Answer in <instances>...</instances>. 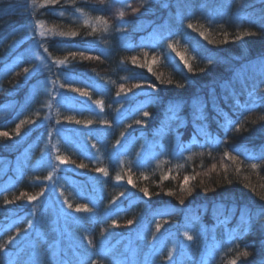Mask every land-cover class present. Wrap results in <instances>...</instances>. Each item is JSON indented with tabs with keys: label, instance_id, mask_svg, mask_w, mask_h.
<instances>
[{
	"label": "trees",
	"instance_id": "16d2710c",
	"mask_svg": "<svg viewBox=\"0 0 264 264\" xmlns=\"http://www.w3.org/2000/svg\"><path fill=\"white\" fill-rule=\"evenodd\" d=\"M35 1L45 5L0 16V108L22 104L47 75L64 87L63 94L56 85L37 89L22 120L23 111L0 110V133L8 134L0 135V174L9 162L0 177V264H25L29 256L30 264H54L55 253L59 264H110L112 247L156 220L169 236L189 231L191 220L222 228L230 247L213 264H264V73L253 71L264 60V17L246 19L264 0L236 1L215 25L190 15L196 2L211 0ZM159 19L170 29L153 46V26L145 24ZM37 20L51 32L41 48L52 72H32L27 58L4 69L31 42L19 44L16 31ZM9 177L14 185L4 192ZM54 228L69 253L53 251ZM182 251L183 264H198V247Z\"/></svg>",
	"mask_w": 264,
	"mask_h": 264
},
{
	"label": "rangeland",
	"instance_id": "374dc122",
	"mask_svg": "<svg viewBox=\"0 0 264 264\" xmlns=\"http://www.w3.org/2000/svg\"><path fill=\"white\" fill-rule=\"evenodd\" d=\"M236 1L238 0H211L209 4L205 6H203L202 3L201 5L198 1L199 3L196 2V4L191 7V14H189L193 17L198 16L206 18L210 23L215 25L231 14V8ZM258 2L260 3V0H258ZM254 4L256 3H249L246 7L254 6ZM41 5H45V3L35 1V4H33V0H0V16L11 12H34L35 10L41 8ZM242 10L239 12L242 13ZM234 13L235 15L238 14H236V11H234ZM252 14H254L256 18L264 17V6L260 8L253 7L251 11L247 12V16ZM247 16L246 19H249V16ZM37 22L40 23V27H37ZM159 22L160 19L156 23L148 22L145 24L146 26H153L149 43L153 46H159L164 39V34H167V31L170 29L164 27ZM41 32H43L44 35H40ZM50 33L51 32L41 20L31 22L25 27L18 29L16 31L18 43L21 44L22 42L28 40L31 42L29 43V46L22 52H19L13 58L12 62L8 63L4 69H14V67L21 63L23 59L27 58L34 60V65L31 69L32 72L36 70H42L48 73L52 72L53 69L51 67V61L43 54L41 48L44 39L50 35ZM253 71H261L264 73V60L255 63L253 65ZM55 85L56 84L53 82L52 76L47 75L44 79L36 81L31 86L27 98L22 104L18 105L17 102L5 104V106L0 108V110L3 113L8 114L14 112V117H17L20 112L23 111V115L20 117L22 120L26 117V113L29 109V107H26L28 100L33 99L29 103V105L32 106L37 99V96H34L35 91L43 87H47V90L50 91L51 86ZM56 87L57 88L55 89L57 92L63 94L59 84H57ZM31 129L32 126L29 130H27V132L31 131ZM64 143H66V146L72 150L76 149L78 145L76 138L72 137L71 133L68 132H64ZM23 160L24 157L22 152L13 167L19 170L20 164ZM11 163H13V161H11ZM8 165L9 162L2 165V173L0 174V177L3 176V172L8 168ZM1 185L4 187V192L9 191L13 188L14 180L9 177ZM75 189L72 187L70 188V191L74 195H77V193L74 192ZM52 208L53 207L48 208L46 210L47 212L43 213V216L50 217L52 215ZM63 219H65L64 213L60 221L64 227H66L67 225L64 224L66 222ZM157 222L158 221L156 220L150 223L149 226L148 224H144L142 227L133 228L131 230V235L127 236L111 248L109 252L110 264H183L185 260H183L182 255L185 253L182 251V248L186 249L188 246H196L199 248L198 264H213L214 261L215 263H222V261H224L225 254L230 247V239L225 238L226 234L222 228L217 231L206 226H201V222L198 220H191V226L188 228L189 231H185L181 236H169L166 232L167 229L161 230L157 228ZM185 233L192 236V240H188ZM49 234L55 238L53 242L54 244L52 243L54 252H65V254L70 252V247L63 246L61 244V233L57 228H54V230L49 232ZM59 257H61V255L55 253L53 256L56 260L54 261V264H59ZM31 259L32 257L29 256L28 258L23 259V263L30 264L32 261ZM193 264H195V261H193Z\"/></svg>",
	"mask_w": 264,
	"mask_h": 264
},
{
	"label": "snow or ice",
	"instance_id": "6c2138e0",
	"mask_svg": "<svg viewBox=\"0 0 264 264\" xmlns=\"http://www.w3.org/2000/svg\"><path fill=\"white\" fill-rule=\"evenodd\" d=\"M56 2H57V0H46V3H52V4H55ZM33 4H35V0H33ZM43 6H44V5H41V7H43ZM77 11H80V10L77 9ZM63 14H64L63 12L60 13L61 16H63ZM120 16H121V17L123 16V12L120 13ZM96 19H97V20H103V17H97ZM105 23H106V21H105ZM84 24H85V25H88V24H89V21H88L87 19H85V20H84ZM37 27H40V23H39V22H37ZM188 27H189V28H192L193 26H192L191 24H189ZM93 30L95 31V29H93ZM58 34H59L60 36H72V37H74V36L77 35L76 32H59ZM200 34H201L202 36L204 35L203 32H201ZM247 34H248V33H243L241 36H238L237 39H242V38H243V35H247ZM40 35H44V33L41 32ZM225 39L227 40V33H225ZM169 47H172V46L170 45ZM45 51H47V49H45ZM178 54H179V53H178ZM72 55L75 56V53H73ZM81 55H82V53H81ZM181 59H182V60L184 59V57H183L182 55H181ZM132 61H133V63H135V62H136V58L133 57V58H132ZM55 62L58 63V64H66V63H67V58H65L64 60H57V61H55ZM185 64H187V61H186V60H185ZM189 70L191 71V66H190V65H189ZM149 71H151V67H150V66H149ZM28 72H29V69H25V73H28ZM60 87L63 88L64 85L62 84V85H60ZM72 91L79 92V93H80L81 95H83V96H88V93L85 92V91H83V90H81V89H72ZM119 94H120V93H117V95H119ZM95 103L98 104V105H101V104H102V102L99 101V100L95 101ZM49 106H50V105H49ZM145 115H148V114L145 113ZM66 119H68V120H72L73 118H72V117H68V118H66ZM75 122H76L77 124L84 123L86 126L92 124V121H85V122H82V121L77 120V121H75ZM101 123H106V122H105V121H101ZM137 123H139V121H137ZM0 135H8V134H7V133H0ZM117 143H119V141H117ZM225 155L228 156L229 154H228V153H225ZM229 158H230V159H235V157H229ZM56 159H57L58 161H60V163H65V162H66V158L61 157V156H59V155L56 157ZM79 167H84V165L81 164V165H79ZM256 167H257L256 164H253V165H252V168H256ZM97 171H98V172H104V174L107 175V171H106L105 169H97ZM48 178L51 179V177H48ZM164 178L166 179L167 177H164ZM116 179H117V181H119V180L121 179V177H120V176H117ZM188 179H189L188 177H185V183H187ZM128 182H129V183H132L131 178H129ZM142 191L144 192L145 195H148V191H147V189H143ZM35 199H37V197H35V196H31V197H29V201H32V200H35ZM69 207H71V205H69ZM76 210H77V211H81V210H83V211H87L88 209H87L86 207L78 206ZM129 223H132V222L129 221ZM159 227H160V226L157 225V228H158V229H159ZM185 235H186V237H187L188 240H192V236L188 235L187 233H185ZM89 243H91V241H89ZM0 250H2V249H0ZM242 255L246 257V256L248 255L247 251L243 252ZM90 264H97V262H96V261H91ZM230 264H236V261H235V260L230 261Z\"/></svg>",
	"mask_w": 264,
	"mask_h": 264
}]
</instances>
